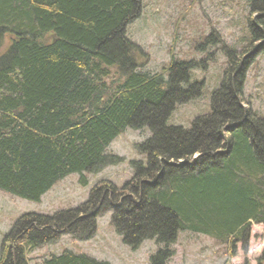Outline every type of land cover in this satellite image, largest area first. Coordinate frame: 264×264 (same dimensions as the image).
Wrapping results in <instances>:
<instances>
[{
  "label": "trees",
  "instance_id": "trees-1",
  "mask_svg": "<svg viewBox=\"0 0 264 264\" xmlns=\"http://www.w3.org/2000/svg\"><path fill=\"white\" fill-rule=\"evenodd\" d=\"M243 1L250 42L260 40L264 0ZM142 3L0 0V191L39 202L70 174L86 185L84 174L123 160L107 149L126 128L151 133L136 144L144 161H129L133 175L121 188L101 183L75 208L20 215L4 234L0 264H29V252L63 234L91 237L108 209L125 245L155 241L149 264L167 263L179 231L209 235L234 255L238 242L247 249L251 224L264 225V119L241 105L253 54L239 59L223 45L227 66L210 111L189 129L167 125L177 104L200 94L191 70L205 66L172 57L163 72L142 70L146 57L126 35ZM37 264L111 263L64 249Z\"/></svg>",
  "mask_w": 264,
  "mask_h": 264
},
{
  "label": "rangeland",
  "instance_id": "rangeland-1",
  "mask_svg": "<svg viewBox=\"0 0 264 264\" xmlns=\"http://www.w3.org/2000/svg\"><path fill=\"white\" fill-rule=\"evenodd\" d=\"M249 18V7L243 0H143L139 17L126 27L127 37L146 57L141 69L163 72L172 57L201 60L205 66L191 70V80L201 81L200 94L177 104L167 125L189 129L193 118L210 111L212 91L220 84L227 66L223 45L234 49L239 59L253 54L244 71L241 105L264 119V38L250 42ZM210 35L211 39L205 42V37ZM216 36L220 42L213 39ZM260 46L261 49L254 53V47ZM150 134L147 128H126L107 149L123 160L97 173L84 174L86 185L79 183L78 174H70L54 184L39 202L0 191V253L4 234L20 215L27 212L53 214L75 208L86 201L92 187L101 183L121 188L133 175L129 161H144L135 149L136 144ZM110 216L111 210L108 209L95 217V230L89 238L77 239L64 234L54 243L35 248L27 254L29 264H37L42 258L59 254L64 249L111 264H149L150 256L158 248L155 241L146 239L137 249H131L110 225ZM170 248L174 255L166 264H256L264 249V225L252 223L247 249L244 250L238 242L234 255L223 242L190 230L179 231Z\"/></svg>",
  "mask_w": 264,
  "mask_h": 264
},
{
  "label": "bare ground",
  "instance_id": "bare-ground-1",
  "mask_svg": "<svg viewBox=\"0 0 264 264\" xmlns=\"http://www.w3.org/2000/svg\"><path fill=\"white\" fill-rule=\"evenodd\" d=\"M262 252V251H261ZM261 254V253H260Z\"/></svg>",
  "mask_w": 264,
  "mask_h": 264
}]
</instances>
